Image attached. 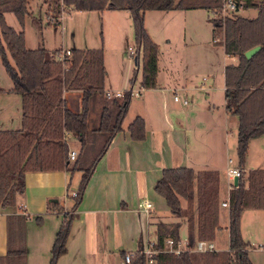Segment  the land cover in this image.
<instances>
[{"label": "trees", "instance_id": "1", "mask_svg": "<svg viewBox=\"0 0 264 264\" xmlns=\"http://www.w3.org/2000/svg\"><path fill=\"white\" fill-rule=\"evenodd\" d=\"M58 12L63 6L73 10L128 11L133 25L136 64L141 63V83L144 88L155 86L158 46L144 26L147 10L203 8L215 12L209 19L212 40L224 47L226 54L237 57V62L225 66L226 109L238 117V166L244 169L249 144L264 134V0H234L239 9L255 8L253 17L237 11L223 13L225 0H58ZM61 1V4H60ZM58 4V2H57ZM5 12H12L20 26L29 12L28 0H0V59L12 80V91L21 96L22 123L19 129L0 130V206L13 205L16 196L25 189V173L29 171L81 170L76 194L70 206L49 202L47 211L62 214L51 247L49 264H56L66 252V240L76 216L89 178L98 159L104 154L113 136L122 129L131 96L104 95L103 47L73 48L71 55L58 60L55 49L46 56L44 48L25 46L22 30H15L5 20ZM260 45L251 57L246 51ZM133 74L129 79L132 82ZM66 91L80 92V108L66 105ZM100 96L102 104L98 123L93 131L104 134V142L96 156L84 167L76 159L69 160L67 135H73L80 144L89 133L88 113L91 99ZM131 138L143 139V118L136 116L127 126ZM73 161V163H71ZM79 167V168H78ZM154 190L161 195L171 214L181 217L184 210L181 198L186 200L185 219L187 244L196 240H213L220 227V181L212 170L195 172L193 168L166 167L161 171ZM229 249L179 254L160 252L157 264H254L249 256L250 243L242 234V216L247 209H264V168L244 171L238 186L229 191ZM25 220L23 214L6 217V253L0 257L4 264H25ZM40 222L39 218H36ZM180 222L170 230L158 225L157 245L165 238L179 239ZM130 264H144L143 255L136 250Z\"/></svg>", "mask_w": 264, "mask_h": 264}, {"label": "crops", "instance_id": "2", "mask_svg": "<svg viewBox=\"0 0 264 264\" xmlns=\"http://www.w3.org/2000/svg\"><path fill=\"white\" fill-rule=\"evenodd\" d=\"M252 9L254 11L249 17H253L257 13L255 8ZM206 11L207 9L203 8L145 11V29L158 46L157 69L158 56L161 52V43L155 38L159 36L157 28L161 36L164 37L162 42L167 47L165 48L167 51L172 50V47L176 50L179 47L177 51H183L189 45H193V42H196V37H194L196 32L199 38L206 36L207 31L212 37V25L211 28L208 26L211 24L208 22L211 17ZM66 13L68 15L62 19L61 24V47L57 49L103 47V41L110 37L109 35L98 36V33L90 30L89 27L82 28L83 25L73 29L70 23L72 16L74 20L84 17L87 21L86 24L90 25V20H93L94 24V19H97L98 22L102 18L104 20V15L108 19L109 17L111 19L112 15H116L117 21L121 22H109L108 27L109 29H119L118 40L123 44L124 50L126 44H129L128 25L130 22L132 23V20L128 11L108 9L81 11L68 7ZM122 21L123 25L127 26L125 31L122 29L125 27L122 26ZM154 21L155 26L151 30L148 27V22L153 23ZM101 23L103 24V21ZM68 29H71L70 38H67ZM123 48L118 51L116 47V50L111 51V53L116 58L119 54L121 55ZM226 55L232 63L237 62V57ZM126 56L130 57L128 54ZM104 67V91L124 90L130 84L136 86L141 82L140 60L139 64H135L132 70L128 64L122 74L117 73L114 76L106 64L104 51ZM177 69L175 68V71L171 69L170 81L163 86L161 84L164 82L159 78L157 70L155 86L145 88L140 92L141 94L147 90L150 93L140 96L137 100H130L127 114L122 121V129L113 136L106 151L98 159L93 169L82 200L76 209V216L71 223L66 240V252L59 256L56 264H126L123 261L126 252L139 249L146 239H157L158 225H162V229L170 230L174 223L180 222L179 238L187 239L186 200L180 199L184 210L183 215L181 217L174 216L164 198L154 190V185L163 168L191 167L188 166V161L193 159L189 152V146L193 140L192 132L200 127L202 118L206 119V122H217L220 126L221 142L216 147L215 155L221 153L223 149L228 152L231 145L236 144L235 133L238 132L239 120L235 118V114L226 109L225 78L224 102L221 105L209 101L204 107L198 108L196 107L197 101H192L191 107H188L189 103L182 105L180 102L174 101V93L189 90L186 87L185 79H182ZM133 74H135L134 79L129 82ZM1 78L0 130L19 129L22 123L21 96L12 91L13 84L9 76ZM201 84L205 85V82ZM163 91L172 92V96L161 94L159 100L157 95ZM181 96L185 97L182 94ZM64 97L67 106L73 109L80 108L79 91H66ZM90 104L94 105V109L99 113L102 97L92 98ZM158 107L161 108L162 115L159 114ZM183 109L186 113H182ZM91 115L89 109L88 122ZM136 116L142 117L144 121L145 136L143 139L131 138L127 130L128 124ZM99 137V132L90 128L83 145L75 139L77 146H71L69 149L76 151L75 159L77 162L80 161L85 148L90 143L99 141ZM71 138L75 137L68 134V143ZM201 143L195 144L201 149V152H195V156L197 160L205 159L203 164H206L208 168H191L195 172L212 170L218 173L220 199L222 197L220 227L212 241L215 243L217 251H225L229 249L230 220L229 206H224L222 203L229 196L232 182L230 169L233 167L227 168L225 165H219L217 156L206 151L207 141L203 146ZM175 150L181 152L175 155ZM198 163L201 162L195 161V164ZM257 168H264V134L250 141L246 165L241 170L247 172ZM80 176L81 170L79 169L70 173L66 170L29 171L25 173V189L16 196L15 204L0 206V257L5 256L7 249L6 217L19 213L26 217L25 264H49L51 247L55 234L61 225L62 214L56 211H47V204L58 201L63 205L70 206L72 203L71 194L76 191ZM148 201L151 202L152 207L146 209L145 203ZM36 218H39L40 222H37ZM242 234L245 240L250 243L249 256L252 262L264 264V209H247L244 211Z\"/></svg>", "mask_w": 264, "mask_h": 264}, {"label": "rangeland", "instance_id": "3", "mask_svg": "<svg viewBox=\"0 0 264 264\" xmlns=\"http://www.w3.org/2000/svg\"><path fill=\"white\" fill-rule=\"evenodd\" d=\"M58 2V4H57ZM61 4V1H60ZM58 0H28L29 12L25 16L23 26H20L16 17L12 12H5V20L6 23L13 27L15 30H22L24 33L25 38V46L26 48L35 49V48H44L46 56H51L55 49L61 47V24L62 19L66 17L68 14L66 13L67 6H63V11L59 13L58 11ZM60 6V5H59ZM254 9L248 8L244 9L241 8L238 10L239 14L251 16ZM209 17H213L216 15L215 12L211 10L206 11ZM97 14L96 12H94ZM50 15V16H49ZM68 18V17H67ZM72 18H74L72 16ZM70 19V23L74 27H81L82 28L89 27L90 30L96 31L98 36L104 37V35H109V39H105L102 43L103 51L106 54V64L111 69V73L115 76L117 73H123L126 69L127 65L129 64L130 70L135 67L133 57L126 56L128 54V45L134 48V36H133V27L132 23L130 22L128 25L129 29V44H126L125 50L123 48V44L120 43L118 40L119 29H109L108 23L109 22H121L117 21L116 15H112V18L108 19L104 15L103 18L97 22V19H94L95 23L93 24V20H90V25L86 24V18L80 17V19L74 20ZM73 20V21H72ZM103 21V24L101 23ZM208 22H210L208 20ZM155 21L153 23L148 22L149 29L152 30L155 26ZM74 24V25H73ZM121 24V23H120ZM104 25V26H103ZM122 26L123 21H122ZM211 28V24L208 25ZM119 28V27H118ZM127 29V26L122 27V29ZM158 30V39L157 41L161 43L159 56H158V76L162 79L164 83L161 85H166L170 81V71L171 69L175 71V68H178L177 71L180 72L182 79H185L186 87L189 89L186 92H178L179 95H184L187 100L189 101V106L193 105L192 101H197L196 107L202 108L204 107L209 101L221 105L224 102V75L223 71L225 65L232 63L231 59L225 54L223 47L221 45H216L212 43L211 34L208 33L206 36L198 37L196 32L195 41L193 45H189V47L185 48L183 51H177L175 48L172 47V50L167 51V47L163 44V35ZM167 31L166 29L164 30ZM71 29L67 31V38H70ZM162 32V31H161ZM125 35V34H123ZM169 35V34H168ZM172 37V35H169ZM112 39V40H111ZM128 46V47H127ZM116 47L118 51L123 48L121 55L119 54L118 57H114L111 51H115ZM135 49V48H134ZM183 71V72H182ZM5 68L0 59V77H8V74L5 73ZM204 77V79H203ZM2 81V78L0 79ZM119 80V78H118ZM205 82L204 84H201ZM166 83V84H165ZM137 86V85H136ZM134 86V88H136ZM150 91L144 90L139 96H132L131 100H137L140 96H144L145 94H149ZM161 94H165L169 97L172 96V92L163 91L158 96V99H161ZM172 100V98H171ZM207 102V103H206ZM160 104V103H159ZM179 108V107H178ZM197 108V109H198ZM90 111L91 117L88 122V129L93 128L98 123L99 113L97 110L94 109V105L90 104ZM158 112L160 115L161 108L158 107ZM186 113L184 109L182 113ZM96 113L94 116L93 114ZM236 116V115H235ZM198 118V117H197ZM235 118H238L237 116ZM128 120V119H126ZM206 119H201V125L197 129L192 132V142L190 143V155L192 156V160L188 161V166L195 167L198 169H205L208 168L204 163L203 158L200 160L196 159L195 152L200 151V147H196L195 144L201 143L202 146L207 141L206 151L215 155L216 147H218V143L221 142V130L219 124L217 122H206ZM232 125V124H231ZM100 140L96 143H90L84 150L83 155L78 161V166L84 167L86 166L99 152L105 136L102 133H99ZM236 144L231 145V148L227 152L225 149L222 152L216 154L217 161L219 165H225V167H235L238 166V157H237V143H238V132L235 133ZM197 138V139H196ZM76 138L69 139V145L77 146ZM201 139V141H199ZM188 141V140H187ZM196 142V143H195ZM189 143V142H188ZM203 149V147H202ZM175 155H178L181 151L175 150ZM203 153V152H202ZM231 160V161H230ZM195 161L201 162L195 164ZM73 163V161H71ZM198 165V166H195ZM78 167V168H79ZM239 167V166H238ZM225 193V190H224ZM222 199V197H221ZM183 236V235H182ZM184 240L183 238H181ZM1 263V262H0ZM3 264V262L1 263Z\"/></svg>", "mask_w": 264, "mask_h": 264}, {"label": "built area", "instance_id": "4", "mask_svg": "<svg viewBox=\"0 0 264 264\" xmlns=\"http://www.w3.org/2000/svg\"><path fill=\"white\" fill-rule=\"evenodd\" d=\"M237 4L234 0H225L223 4V13L227 11H237ZM71 55L70 50H61L60 52L56 53V58L58 60H63L66 57H69ZM128 55L130 57H133V59L136 57L135 56V49L133 47H128ZM145 89L140 82L139 85L134 88L133 84H130L126 89L124 90H119V91H111V90H106L104 91V95L107 98H112V97H122L124 94V91H128L130 96H137L140 94V92ZM173 100L176 102H180L182 105H187L189 101L187 100L186 97H183L179 95L178 93L173 94ZM68 136V135H67ZM68 158L69 160H74L76 158V151L74 149H69L68 151ZM243 174V171L239 167H233L230 169V175L232 176V182L230 184V189L233 188L234 186V178L241 177ZM76 194V191L72 192V196ZM224 206H229L228 199L222 203ZM152 204L151 202H146L145 203V208H151ZM140 254L143 255L144 259V264H157V254L160 252H172L175 254H179L183 251H193L197 253H204V252H210V251H217L215 243H213L212 240H196L194 245L192 247H189L187 244V239L182 240V239H173L171 237L165 238L163 240L162 246L159 247L157 245V239H146L144 243L141 245L139 249H137ZM136 251V250H135ZM135 251H128L124 254L123 256V261L126 264H130L133 254Z\"/></svg>", "mask_w": 264, "mask_h": 264}, {"label": "water", "instance_id": "5", "mask_svg": "<svg viewBox=\"0 0 264 264\" xmlns=\"http://www.w3.org/2000/svg\"><path fill=\"white\" fill-rule=\"evenodd\" d=\"M237 10H239V8H237ZM261 48V46L260 45H257V46H255V47H253V48H251V49H249V50H247L246 51V56L247 57H251L253 54H255L259 49ZM136 57L134 58V62H135V64H136ZM238 183H239V177H235L234 178V185H238Z\"/></svg>", "mask_w": 264, "mask_h": 264}]
</instances>
